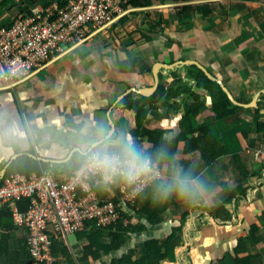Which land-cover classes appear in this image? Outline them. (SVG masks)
Segmentation results:
<instances>
[{"label": "crops", "instance_id": "crops-1", "mask_svg": "<svg viewBox=\"0 0 264 264\" xmlns=\"http://www.w3.org/2000/svg\"><path fill=\"white\" fill-rule=\"evenodd\" d=\"M54 1L0 0V28ZM187 61L207 69L215 77L211 80L226 86L242 108L216 118L211 94L198 87L189 70L198 66ZM160 85L166 89L163 96L157 93ZM154 86L150 96L137 91ZM180 86L201 95L204 105L194 122L211 129L205 148L213 151L214 143L212 156L207 160L202 141L192 140L203 139V129L188 132L173 154L164 157L160 152L156 159L165 173L151 185L161 221L122 211L127 224L137 228L124 233L118 249L84 257L91 233L116 224L94 226L86 236L76 233L74 244L68 237L59 240L69 249L70 260L52 251L54 263L115 264L125 256L135 261L146 255L149 241L162 244L175 234V259L161 264H264V129H259L264 123V0H131L107 25L66 45L30 75L0 87V183L8 173L71 172L69 163L80 148L77 133L84 127L103 125L113 130V138L132 133L134 140L140 138L138 148L152 158L153 142L137 134V113L125 108L123 100L127 95L137 100L154 97L156 108L144 126L161 130L163 139L170 141L172 133L177 138L184 131L186 109L196 101ZM256 96L255 105L248 106ZM13 120L27 133L25 139L6 134ZM22 155L37 160L42 171L26 173V164L10 170ZM177 169L198 182L191 205L175 196H160V186ZM105 190L100 188L103 197L108 196ZM6 209L11 210L0 201V246L5 248L0 264L8 262L24 239L28 246L27 232ZM98 237V242L110 243L108 235L99 232ZM97 250L95 245L92 251Z\"/></svg>", "mask_w": 264, "mask_h": 264}, {"label": "built area", "instance_id": "built-area-1", "mask_svg": "<svg viewBox=\"0 0 264 264\" xmlns=\"http://www.w3.org/2000/svg\"><path fill=\"white\" fill-rule=\"evenodd\" d=\"M131 0H57L45 8H34L15 17L0 28V87L41 68L66 45L80 41L95 29L110 23L129 7ZM160 176L144 183L128 184L120 179L105 184L102 177L88 170L84 161L69 173L52 171L30 175L8 173L0 183V201L8 204L15 224L27 232L34 264H53L54 241L128 220L122 211L128 203L164 177L163 166L156 160ZM100 188L108 196L100 194ZM27 200L22 211L20 202Z\"/></svg>", "mask_w": 264, "mask_h": 264}, {"label": "trees", "instance_id": "trees-1", "mask_svg": "<svg viewBox=\"0 0 264 264\" xmlns=\"http://www.w3.org/2000/svg\"><path fill=\"white\" fill-rule=\"evenodd\" d=\"M190 72L194 75L198 87L207 89L209 93L211 94L212 100H213V110L216 115V118H224L226 116H229L231 114H234L238 109H241L242 107L234 104L228 95L225 93V91L222 89L219 83L216 81H213L207 77V75L198 67L195 65H192L189 67ZM187 91L195 98V103L192 105H189L186 109V115L184 116L183 120V128L184 131L176 138L172 139L170 141H165L163 139L162 131L161 130H152L150 128H147L144 126V119L148 116V114L151 112L152 109L156 108V106L153 104L154 97H144L142 96L140 99H133L132 95H127V97L124 98L123 103L125 105V108L135 110L137 115V124L139 126L138 132H141V135H147L149 139L153 142V149H152V160H156L157 156L160 152L163 153V156H169L173 154L176 151L177 144L180 140L187 139L188 138V132L195 131L197 129H203L204 132V138L198 139L193 138L192 140L195 142H198L199 140L202 141L201 144V150L203 151V154L206 155V159L209 160V156H212L211 153L215 151L214 143L212 144L213 151H207L205 146H207V142H205L206 137L208 136L209 130H211L209 127L203 126V124H196L195 118L199 114L200 109L202 108L203 101H201V95L197 92H190L188 88L180 86V91ZM166 91L165 87L160 85L158 94L162 95ZM163 96V95H162ZM172 97V93H169L168 99ZM177 106V105H175ZM258 112V110H256ZM194 123V124H193ZM259 129H264V123L259 124ZM264 131V130H263ZM140 141V138L136 137L135 143L138 147V143ZM26 162V163H25ZM37 160H35L32 157H29L28 155H22L14 160L12 163L10 170L19 169V166H23L26 164L23 168L26 173L32 169H37L38 172L42 171V168L39 169V165L37 164ZM83 162V158L80 156L79 153L74 155L72 157V160L70 161L69 165L72 168H76ZM48 162H43L42 166L48 165ZM26 203V204H25ZM143 204V205H142ZM6 207L11 209L8 204H4ZM28 205L27 201H24L20 204V209L22 211L26 210V207ZM129 210L128 211H136L137 213L147 215L150 220L152 221H161L162 216L160 211L157 210L155 207V200H154V191L152 190L151 186H148L145 188V191L137 195V197L134 199L133 202L128 203ZM5 211H11V210H5ZM127 211V210H126ZM124 216H127L125 213ZM14 219V218H13ZM10 228V226H9ZM16 225H14V230L16 229ZM137 226H132L130 224H125V221L122 219L119 220V222L114 227H110L105 229L104 231H100L99 229H95L91 235L88 237V240L90 242L89 246L86 247L84 250V257H86L89 254H93L95 257L99 256L101 251L109 252L112 250L118 249L121 244L125 240L124 233L128 232L130 229L135 230ZM99 232L101 234H106L110 237V243L109 244H102L101 242H98V234ZM80 233V234H79ZM76 235L79 237L86 236L85 232H79ZM175 234L171 235L169 240L165 243L159 242V240H152L147 243V253L145 256L140 258L139 260H132L129 257H123L120 261H115V264H161V261L165 259H175V250L176 247L173 244L172 239L174 238ZM22 242V246L20 249L11 255L12 257L9 258L8 262L5 264H34L35 258L33 255L29 252L28 246L26 244V240L24 239ZM97 245L98 250L92 251L93 247ZM5 248L4 246H0V253L4 254ZM52 251L54 253L60 252L61 254H64L67 257V260H70L69 258V249L60 241H54L52 246ZM54 264H58L57 262Z\"/></svg>", "mask_w": 264, "mask_h": 264}, {"label": "clouds", "instance_id": "clouds-1", "mask_svg": "<svg viewBox=\"0 0 264 264\" xmlns=\"http://www.w3.org/2000/svg\"><path fill=\"white\" fill-rule=\"evenodd\" d=\"M20 140L26 138L27 133L13 120L8 126L6 134ZM113 130L103 125L93 129L84 127L77 133L79 137V154L83 158L85 167L99 174L105 184L120 179L128 184L144 183L160 176L156 164L150 156L136 146L132 133H121L113 138ZM172 138H175L172 133ZM160 196L165 200L175 196L185 204H193L197 180L191 178L182 169H177L161 186ZM209 200L208 204L211 205Z\"/></svg>", "mask_w": 264, "mask_h": 264}, {"label": "water", "instance_id": "water-1", "mask_svg": "<svg viewBox=\"0 0 264 264\" xmlns=\"http://www.w3.org/2000/svg\"><path fill=\"white\" fill-rule=\"evenodd\" d=\"M185 64H196L198 67H200L204 73L210 78V79H215V77L209 72L207 71V69H205L202 65L198 64L197 62H194V61H187V63ZM159 79H157L158 81ZM193 80H188L187 83L190 84L192 83ZM223 90L226 92V94L229 96V98L235 103V104H239V102L234 98V96L232 95V93L229 91V89L224 86V85H221ZM155 89V86L154 87H151V88H142V89H137V91H139L142 95H145V96H150L151 93L154 91ZM257 101V96L254 98L253 102H251L250 104H248V106H253L255 105ZM6 170V169H5ZM4 170V171H5ZM3 171V172H4Z\"/></svg>", "mask_w": 264, "mask_h": 264}, {"label": "rangeland", "instance_id": "rangeland-1", "mask_svg": "<svg viewBox=\"0 0 264 264\" xmlns=\"http://www.w3.org/2000/svg\"><path fill=\"white\" fill-rule=\"evenodd\" d=\"M74 235H70L69 237H68V240L70 241V243L71 244H74V237H73Z\"/></svg>", "mask_w": 264, "mask_h": 264}]
</instances>
